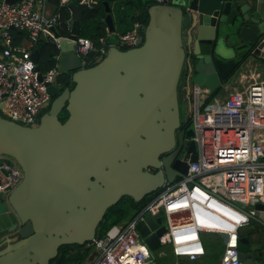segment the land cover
<instances>
[{
  "label": "water",
  "instance_id": "95a60500",
  "mask_svg": "<svg viewBox=\"0 0 264 264\" xmlns=\"http://www.w3.org/2000/svg\"><path fill=\"white\" fill-rule=\"evenodd\" d=\"M102 2L104 20L113 31L111 7ZM251 4L252 0L152 2L138 45H109L88 66L74 49L60 48L59 66L70 74L73 85L48 84L54 98L37 125L10 119L7 106L0 103V153L13 157L23 172L6 196L0 192V216L15 221L17 231L13 235V227L0 230V264H49L62 244L88 251L110 205L125 195L139 201L165 179L184 176L188 163L177 170L167 166L164 172L147 168L157 166L159 153L174 141L183 66L189 60L190 85L208 88L200 97L203 105V97L214 96L236 69L255 60L264 42V8L250 14ZM69 5L74 16L71 32L78 35L82 9ZM32 57L39 68L37 49ZM63 111L67 117L62 121ZM194 133L191 124L187 135ZM186 153L188 161L197 158L195 139H190ZM250 222L261 228L251 227L238 237V259L240 264H264V202L255 204ZM136 227L151 251L146 264H158L155 250L167 229L162 216L144 213ZM217 234L225 243L227 233ZM97 253L93 250L89 261ZM182 264L196 261L186 258Z\"/></svg>",
  "mask_w": 264,
  "mask_h": 264
},
{
  "label": "built area",
  "instance_id": "2783aa9c",
  "mask_svg": "<svg viewBox=\"0 0 264 264\" xmlns=\"http://www.w3.org/2000/svg\"><path fill=\"white\" fill-rule=\"evenodd\" d=\"M96 1L0 0V103L7 106L10 119L23 125H37L43 108L50 104L48 84L58 83L62 72L60 53L48 69L36 67L32 52L39 37L58 46L60 37L67 38L83 63L92 52L97 53V59L101 58L109 45L127 48L139 44L138 38L145 28L140 19L133 20L124 31L105 28L96 40L73 34L74 16L69 4L90 8ZM62 6L69 8L64 19L71 33L67 36L58 32L62 26ZM13 30L22 32L20 41H15ZM258 54L264 61V42ZM181 77L183 117L185 121L191 120L194 128L197 158L188 162L184 176L172 181L165 179L134 216L111 225L90 240L88 244L98 253L89 264H146L151 251L136 227L144 213L164 214L167 229L159 235V241L169 245L174 255L196 259L205 252L202 232H226L228 238L220 264H240L239 228L250 222L255 204L264 202V78L258 74L240 78L241 88L231 89L221 99L203 97L206 100L201 105L200 97L205 96L208 88L190 85L189 60L185 61ZM22 175L14 158L0 153L2 195L6 196Z\"/></svg>",
  "mask_w": 264,
  "mask_h": 264
},
{
  "label": "trees",
  "instance_id": "16d2710c",
  "mask_svg": "<svg viewBox=\"0 0 264 264\" xmlns=\"http://www.w3.org/2000/svg\"><path fill=\"white\" fill-rule=\"evenodd\" d=\"M101 1H96L95 4L88 8L81 5L82 17H81V28L79 35L87 36L92 39H97L99 35L105 32L106 22L104 17L106 15L105 5ZM110 7L115 4V12L117 20L124 23L120 31H124L130 27L131 23L135 19L142 20L145 25L148 21L147 9L153 2V0H106ZM62 26L58 30L59 34L62 36L71 35L64 21L69 13L68 6L60 7ZM15 35V41H20L22 32L13 30ZM35 49L38 51L39 60L38 67L40 70L44 71L51 67L55 61V56L60 53V47L53 41L45 38L39 37L35 44ZM97 53L92 52L85 58V66L92 65L97 59ZM58 81L63 85L62 87L71 83L70 75L63 72L59 75ZM70 81V83L68 82ZM50 105V104H49ZM49 105L47 108H49ZM47 110V109H46ZM45 110V111H46ZM67 117V112L63 111L60 119L63 121ZM152 193L144 196L139 201L133 200L130 196H122L116 203L110 205L104 214L103 219L100 221L96 235L103 234L111 225L115 223L124 222L130 219L135 213L140 210L151 198ZM75 248L68 252L67 250H59L58 255L54 258V264H84L87 256V251L76 248L77 244H74ZM66 246V244H63ZM61 246L60 248H62ZM57 259V261H56Z\"/></svg>",
  "mask_w": 264,
  "mask_h": 264
},
{
  "label": "crops",
  "instance_id": "0c3cea01",
  "mask_svg": "<svg viewBox=\"0 0 264 264\" xmlns=\"http://www.w3.org/2000/svg\"><path fill=\"white\" fill-rule=\"evenodd\" d=\"M243 2L246 0H242ZM115 4L111 5L110 12L113 16V24H114V31H120V28L123 27L124 23H121L117 20L116 12H115ZM250 7V14H254V11H256V8H264V0H252V4ZM106 28L107 25H106ZM186 37V33L184 34ZM114 35H111V37ZM72 43V42H71ZM73 44V43H72ZM74 46L67 47L65 49H62L63 52L68 51L70 49H74ZM261 59V58H260ZM262 60V59H261ZM258 74L260 77L264 78V71L263 69L254 61L251 60L245 67H240V72L234 77L232 81L226 84L222 90L218 91L216 94H214L215 99H221L225 95L228 94V92L235 88L242 86V83L240 82V78H244L246 76H256ZM207 89V87H205ZM13 220L9 218L8 216H0V230H4L8 228L9 224ZM253 222H249L239 228V236H245L248 232V230L253 226ZM202 241L205 247V252L201 255H198L195 259L196 264H203L205 259L209 262H206L207 264H219L221 255L224 248V243L222 242V239L219 234L214 232H202ZM214 241V249H211V242ZM156 256H157V262L158 264H182V261L187 258V256L184 255H174L171 251V248L169 245H161L158 249L155 250ZM217 253V254H213ZM197 260H200L202 263H197ZM204 263V264H206Z\"/></svg>",
  "mask_w": 264,
  "mask_h": 264
},
{
  "label": "flooded vegetation",
  "instance_id": "af4514ba",
  "mask_svg": "<svg viewBox=\"0 0 264 264\" xmlns=\"http://www.w3.org/2000/svg\"><path fill=\"white\" fill-rule=\"evenodd\" d=\"M245 67V66H244ZM240 72V67L238 69H236L232 76L230 77V79L228 80L227 83H229L230 81H232L234 79V77ZM62 73V72H61ZM60 73V74H61ZM59 74V75H60ZM69 74V73H68ZM58 75V77H59ZM70 75V74H69ZM181 79V78H180ZM70 83V81H68ZM180 80H179V84H178V97H179V125H177L176 129H175V132H174V141L173 143L168 147V148H165L163 151H161L158 155V160H157V163L158 165L157 166H148L147 168L150 170V171H153V172H156L158 171L159 169L161 171H165L167 169V166L172 169V165H175L176 166V169H180L182 167H185L187 166V163L189 162L188 160V154L186 153V149H187V146H188V143L190 141V139L192 138V136H188L187 135V130L189 128H191V123H189V120H184V117H183V114H182V104H181V99H180ZM226 83V84H227ZM61 86H63L61 83H59ZM70 85V84H68ZM226 86V85H225ZM224 86V87H225ZM54 97L53 96H50V101L53 99ZM62 114V113H61ZM60 114V116H61ZM182 132V134H181ZM190 132V131H189ZM180 135H181V138H180ZM173 170V172L175 173L176 171ZM127 196V195H125ZM14 225V226H13ZM252 227L255 228V229H258V228H261L259 227L257 224H255L254 222L252 223ZM9 227H13V235H16L17 234V231L15 230L16 226H15V221H12L8 228ZM11 230V231H12ZM11 234V235H12ZM62 245H60L58 247V253H61L59 252V250L61 249L62 251L64 250H67L68 252H71L75 247V245L73 244H66V246H63L62 248H60ZM76 248H80V246H76ZM95 250V248H93L92 246L90 247V249L87 251V256H86V259L85 261H89L88 259V256L90 255V253ZM58 255V254H57ZM56 255V256H57ZM55 256V257H56ZM51 258L50 259V263L49 264H54V258ZM95 258V257H94ZM189 258V257H187ZM57 261V259H56Z\"/></svg>",
  "mask_w": 264,
  "mask_h": 264
},
{
  "label": "rangeland",
  "instance_id": "374dc122",
  "mask_svg": "<svg viewBox=\"0 0 264 264\" xmlns=\"http://www.w3.org/2000/svg\"><path fill=\"white\" fill-rule=\"evenodd\" d=\"M186 33V31L184 30V34ZM111 39H115V37L114 36H112L111 37ZM114 42V41H113ZM59 43H60V48L61 49H65V48H67V47H72V43L70 42V41H68V39L67 38H64V37H60V40H59ZM262 69H263V71H264V61L263 60H261L260 59V57H257V58H255V60H254ZM182 80V77H181V79H180V81ZM60 83V82H59ZM181 99V98H180ZM181 104H182V107H181V109H182V114H184V109H183V101L181 100ZM46 109H48L47 107H44L43 108V110L45 111ZM43 111V112H44ZM261 138H264V135L261 137ZM3 197H0V200L2 201L3 199H2ZM161 215H162V218H163V221L165 222V216H164V214L163 213H161ZM206 262H209L208 260H207V258L205 259V261H204V263H206ZM83 263L84 264H89L90 262L89 261H83ZM197 263H202L200 260H197ZM203 263V264H204ZM207 264V263H206Z\"/></svg>",
  "mask_w": 264,
  "mask_h": 264
}]
</instances>
